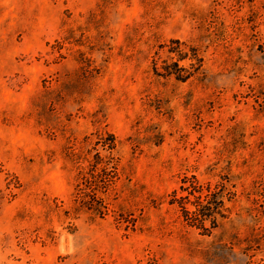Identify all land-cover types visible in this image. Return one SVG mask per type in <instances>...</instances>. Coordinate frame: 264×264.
I'll list each match as a JSON object with an SVG mask.
<instances>
[{"label": "rangeland", "instance_id": "1", "mask_svg": "<svg viewBox=\"0 0 264 264\" xmlns=\"http://www.w3.org/2000/svg\"><path fill=\"white\" fill-rule=\"evenodd\" d=\"M0 264H264V0H0Z\"/></svg>", "mask_w": 264, "mask_h": 264}, {"label": "trees", "instance_id": "2", "mask_svg": "<svg viewBox=\"0 0 264 264\" xmlns=\"http://www.w3.org/2000/svg\"><path fill=\"white\" fill-rule=\"evenodd\" d=\"M177 46L180 47L179 43H175ZM178 53L177 51H173L171 53ZM180 58L185 59L187 54L182 55L178 54ZM192 60L197 61V57L192 58ZM153 73L157 77H173L177 82L184 83L189 77L186 75V72L183 68L179 67L178 63H162L161 67H158V63H153ZM161 71V72H160ZM112 142L103 144L104 148H107L108 151H112L114 149V139L110 137ZM100 156L97 154L95 157V163L90 166L91 170L89 173H80V180L82 186H84L87 190H90L92 195V202L96 204H100L96 198V192L101 188L107 189L109 187L110 182V175L115 174L116 169L112 168V170H108V167H117L111 166V159H107L106 162H103ZM104 167L102 170V175L97 172L98 166ZM98 183H102L99 185ZM183 185H189V187H182V192H186V197L177 198L175 194L173 196V203H178L180 205V209L184 214V221L189 224L191 227H196L197 229H201L206 231V223H209L211 226V230L217 227V217H221V208H222V201H217V194L211 192L210 190L207 191V194H203V190L201 187H198L197 181L192 178V181H189L187 178L182 180ZM85 189H81L79 192L80 198L82 199V206L86 207L87 210L98 213L102 215V212L107 210V207L104 205H85V200L88 197L83 193ZM196 194H200L199 196H195ZM91 197V196H90ZM190 197L194 198V203H191ZM190 204L193 210H189L187 205Z\"/></svg>", "mask_w": 264, "mask_h": 264}]
</instances>
